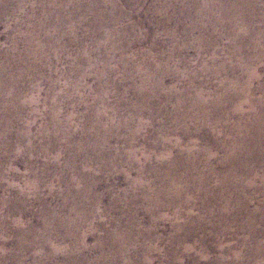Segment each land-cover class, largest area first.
I'll return each mask as SVG.
<instances>
[{"label": "bare ground", "instance_id": "6f19581e", "mask_svg": "<svg viewBox=\"0 0 264 264\" xmlns=\"http://www.w3.org/2000/svg\"><path fill=\"white\" fill-rule=\"evenodd\" d=\"M177 1L151 9L189 21L186 41L167 34L170 47L121 23L142 0H0V264H154L152 241L161 240L162 264L203 257L198 242L218 252L216 264L264 257V0ZM190 49L201 61L187 72ZM98 174L127 183L103 213ZM51 177L66 189L57 209L40 197ZM233 227L245 235L237 251L215 247Z\"/></svg>", "mask_w": 264, "mask_h": 264}, {"label": "rangeland", "instance_id": "374dc122", "mask_svg": "<svg viewBox=\"0 0 264 264\" xmlns=\"http://www.w3.org/2000/svg\"><path fill=\"white\" fill-rule=\"evenodd\" d=\"M155 2L156 0H142V2L137 3L136 7L138 9L137 14L135 15V17H133V19H129V18H124L123 21L121 22L123 25L132 27L133 30L135 32H138L140 30L142 31H149L152 30L155 32L157 39H159L160 41H163L167 44L170 45V47L176 45V42L174 44L171 43V39L169 38V36L167 35L170 32L175 33L178 36L179 41H186V38L188 36L185 35V25H189V21H187L184 17L179 16V15H175L176 16V20L174 21H166L167 20V15L166 12L164 10H159L158 12H151V9L155 7ZM179 2V0L177 1V3ZM176 3V2H175ZM223 3H228V0H223ZM122 6V4H121ZM129 12V10L124 9V13L125 15H127ZM89 18V17H88ZM85 19H87V17H85ZM152 20L151 23H147L148 20ZM181 20V22H180ZM257 23H263L264 22H258ZM263 25L258 24V26H256L257 29L263 30ZM230 25L228 24L227 26H220L218 28L219 33L223 32L226 34H229L231 32V29L229 28ZM254 30V29H253ZM1 34L3 33V30H0ZM255 32V30H254ZM187 33V31H186ZM199 32H195L193 34V36L189 37V38H194L197 37L199 34ZM257 33V32H256ZM5 40V36L2 34V39L0 41V43H3ZM183 43V42H182ZM264 43V42H263ZM219 46V48H227L229 46V41L227 38H223L220 39L219 43L217 44ZM209 55V53H208ZM186 56L188 57V59L191 61V66L193 67L192 69H186V71L191 72L193 70H196L195 68L199 65H197L198 62H200L201 60L198 59L197 53L195 49H190ZM209 57L205 56L203 57V62L207 61ZM64 67V66H62ZM168 70L170 72H173L175 69L180 68V70L183 67H176L175 65H171L169 67H167ZM185 70V69H184ZM181 78V77H180ZM204 78H208V75H200L199 80H203ZM211 79V78H208ZM175 79L173 78H169L167 84H169V86L174 85L175 84ZM180 80L179 81V86H184L188 83V80H185L183 78L181 79H177ZM220 78H215L212 79V84H217L219 82ZM90 82H93V80L91 79ZM131 86V84H129ZM128 86V85H127ZM213 86V85H212ZM127 88V87H126ZM46 90V89H44ZM257 92V93H256ZM255 98H261V94L258 91H255ZM111 101V100H110ZM171 105L169 106V108L171 107V109H173V105L172 103H170ZM124 115H127V111H123ZM155 115L157 116H161L162 115V110L160 108H156L155 109ZM43 116H40L38 118V124H41L43 122ZM42 119V120H41ZM80 126V124H79ZM35 130V128H34ZM156 131V129H154ZM17 131V130H15ZM83 161V159H81ZM67 161V157L65 156L62 161L61 164L65 165ZM80 162V160L78 161ZM90 164H87V166ZM84 166V164H83ZM17 170L20 174H24L25 173V168L23 166V164H18L17 165ZM120 173H116V175H119ZM63 175L65 176H71L72 173L70 170L66 169V171L63 172ZM62 176V175H61ZM97 177L99 179H103V182L105 183V181L107 182L106 185L104 184V188L108 191V193L106 195H104V201L103 203L99 206V212L103 213L106 211V208L109 205V202H113L114 198L119 197L123 191L127 188V183L126 181H124V179L122 177L119 176H105L102 174H98ZM16 184L18 187H23V179L19 180H15ZM212 181H214V179H212ZM44 188L42 189L41 193H40V197L41 199L47 203L49 206H51V209H57L59 207V205L62 202V195L65 192V188L62 187L57 181L54 180V178H48L46 180V182L44 183ZM213 185V184H212ZM105 191H101V193H104ZM50 194H53V196H51ZM1 195H3V193H1ZM200 204L197 203L195 207H191L192 210H194V214H197L200 212L199 210V206ZM257 205V204H255ZM29 215L30 218L34 217L35 219H39L42 215L41 212V205L40 204H36L35 201L33 199H29ZM172 210H165L163 212V214H165L168 218L172 217ZM116 214V213H115ZM30 218H26L23 219L24 220V224L28 225V223H30ZM147 214H141L139 217V221H140V225L142 227L146 226V222H147ZM10 220H13V218H10ZM34 223H36V220L33 221ZM37 224L34 225V227L36 228ZM208 230V229H207ZM158 234L161 235L165 240L171 235L173 234V231L171 230L170 224L169 223H165L163 224L159 231ZM236 235V236H235ZM200 236V235H199ZM245 237L244 234H239L237 235V233H235V228H231L229 233L223 237L220 241H213L214 242V246H218L219 244L223 245L226 248L232 247L234 250L237 251V247L239 244V240H241V238ZM260 243L262 245H264V238H260ZM94 238H90L88 240V243L90 244V246L94 245ZM141 244H146L145 239H140ZM164 243V244H163ZM167 241L161 240V241H152L153 247L157 248L156 251L152 252V257H153V262L154 264H162L163 262H165V254L167 251ZM234 243V244H233ZM195 244V243H194ZM196 245V250L197 252L200 254H203V257H199L198 254H193L191 257H187V259L184 260V264H193V262H197L198 264H216V262H214L215 260L218 259V252L214 249V250H207L206 248L204 249V247L202 245L198 243L195 244ZM203 247V248H202ZM257 250V249H256ZM259 250H257V252H259ZM263 252V251H262ZM110 253V252H109ZM245 253V250H244ZM27 259L32 260V255L31 253H29ZM261 256V254L259 253L257 255V257L255 258V260H249V264H255V261H260V264H264V257ZM195 258V259H194ZM239 260V259H238ZM199 261V262H198ZM57 262L62 263L64 262V257H59L57 258ZM229 260L225 259L223 262H220L221 264H229ZM238 264H245V261L240 258V260L238 261Z\"/></svg>", "mask_w": 264, "mask_h": 264}]
</instances>
